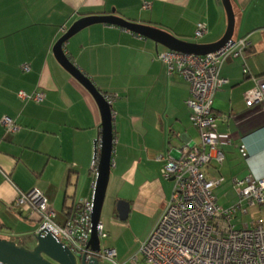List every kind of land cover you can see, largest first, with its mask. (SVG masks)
Returning a JSON list of instances; mask_svg holds the SVG:
<instances>
[{"label": "crops", "instance_id": "0c3cea01", "mask_svg": "<svg viewBox=\"0 0 264 264\" xmlns=\"http://www.w3.org/2000/svg\"><path fill=\"white\" fill-rule=\"evenodd\" d=\"M231 2L233 40L248 37L250 44L244 58H229L221 68L228 83L215 94L213 110L225 159L204 168L208 178L222 177L221 185L234 191L225 205L217 198L225 207L238 201L235 178L264 176V116L258 107L247 108L244 99L245 91L254 86L252 77H264V0ZM112 12L186 41L194 39L197 24L205 22L208 33L191 41L198 43L220 40L228 27L222 0H0V168L7 174L0 173L2 238L22 232L36 235L38 215L10 207L20 191L39 188L59 223L71 217L80 199L93 194L100 107L59 63L53 47L81 17ZM64 49L101 92L117 95L111 104L114 146L109 183L114 191L107 214L103 219L101 215L108 236L103 238L105 246L100 240V247L115 248L120 257L121 236L132 220L135 241H143L171 197L173 181L163 176L164 162L158 155L178 159L186 145L200 143L186 105L190 85L179 73L169 74L159 60L158 53L167 47L119 25H90L72 36ZM26 64L29 70L23 69ZM37 90L44 93L43 101H25L18 95ZM5 116L20 128L7 131ZM120 199L130 204L125 221L117 210ZM135 214L144 215L147 225L140 228Z\"/></svg>", "mask_w": 264, "mask_h": 264}, {"label": "built area", "instance_id": "2783aa9c", "mask_svg": "<svg viewBox=\"0 0 264 264\" xmlns=\"http://www.w3.org/2000/svg\"><path fill=\"white\" fill-rule=\"evenodd\" d=\"M145 4L144 8H148ZM208 33L205 22H199L195 38ZM248 37L238 41L229 40L219 50L207 55L187 54L174 50L158 53L169 74L179 73L190 85V96L186 105L191 111L192 124L198 129L200 143L186 145L178 159L159 154L157 159L164 162L162 174L173 181L172 194L160 217L141 241L137 253L130 261L145 260L149 264H264V218L238 227L234 218L239 211L248 213L247 206L264 205V176L248 175L234 179L238 201L228 207L220 205L213 189L223 178L210 179L204 168L211 162L222 164L225 153L220 147L217 132L218 117L213 110L215 94L228 79L221 75V68L229 58H244L249 47ZM24 70H29L26 64ZM244 72L249 73L245 66ZM254 86L247 89L244 99L247 108L258 107L264 116V77H252ZM25 101H43L42 91L28 93L19 91ZM112 104L117 95L104 94ZM7 131L15 132L20 126L10 117H3ZM243 156L247 155L244 146ZM92 168L96 172L98 160ZM0 173L7 174L0 168ZM93 194L80 199L73 215L59 223L57 212L39 188L27 192L20 191L11 209H30L39 217L36 234L48 230L69 249L78 263L83 256L87 260L98 258L112 264H119L115 248L93 250L90 239L94 232L92 215ZM99 239L106 238L108 232L100 221L95 227ZM0 264H3L0 262Z\"/></svg>", "mask_w": 264, "mask_h": 264}, {"label": "water", "instance_id": "95a60500", "mask_svg": "<svg viewBox=\"0 0 264 264\" xmlns=\"http://www.w3.org/2000/svg\"><path fill=\"white\" fill-rule=\"evenodd\" d=\"M227 12L228 27L224 36L213 43H198L180 39L172 33L161 28L153 27L139 22L130 21L124 17L110 14L86 15L75 21L67 31L59 38L53 47V52L59 63L69 71L96 99L101 115V137L97 139L95 146V158H98L97 176L94 186L93 227L94 232L90 239V245L95 251L100 250V239L95 233V227L101 221L102 210L106 198L110 180L112 155L114 146L113 111L112 105L107 101L94 82L78 67L67 55L64 47L66 42L82 29L98 23L114 24L132 30L145 37L151 38L170 50L187 54L207 55L219 50L229 40H233L235 27V14L231 0H222ZM130 209L129 202L120 199L117 202L119 218L127 220ZM46 233L36 234V244L33 248H27L15 241L0 237V262L3 264H79L76 256L67 249L57 237L48 230ZM98 258L89 260L83 256L81 264H99Z\"/></svg>", "mask_w": 264, "mask_h": 264}, {"label": "rangeland", "instance_id": "374dc122", "mask_svg": "<svg viewBox=\"0 0 264 264\" xmlns=\"http://www.w3.org/2000/svg\"><path fill=\"white\" fill-rule=\"evenodd\" d=\"M190 41H194L196 40L195 38H190ZM113 188L111 186V183H109L108 185V189H107V193H106V198H105V202H104V206H103V211H102V219L105 217V215L107 214V207H108V203H109V199L111 198L112 194L111 192H113ZM215 195L217 196V198H219V201L222 204H226L227 202H230L233 198H234V191L232 192V190L228 189L224 183L221 185H217L214 189H213ZM237 201V198L235 200V202ZM248 207V213L246 214H242L240 211L237 214V216L234 218V222L237 224L238 227H241L242 225L245 224H251L255 221H257L258 219H262L264 218V205L260 206V205H256V206H247ZM136 219L139 221L140 224V228H143L144 226L147 225L148 223V219L144 216V215H140V214H135ZM35 226H38L39 223H34ZM135 233L136 229H135V221L132 220V226L129 228V230H125L122 233L121 236V251H120V257L117 258V261L119 262V264H149L147 263V261L145 260H140L137 263H133L130 261V258L138 252L139 247H140V242L141 241H135L134 237H135ZM13 241H15L17 244L23 245L27 248H33L36 241V235H34L33 233H19L18 235L14 236ZM10 239V240H12ZM101 244L103 246L106 245V239H103L101 241ZM79 264L80 261H79ZM99 264H112L111 262L105 261V260H100Z\"/></svg>", "mask_w": 264, "mask_h": 264}, {"label": "trees", "instance_id": "16d2710c", "mask_svg": "<svg viewBox=\"0 0 264 264\" xmlns=\"http://www.w3.org/2000/svg\"><path fill=\"white\" fill-rule=\"evenodd\" d=\"M75 212V211H74ZM74 212H69V215L71 214V215H73L74 214Z\"/></svg>", "mask_w": 264, "mask_h": 264}]
</instances>
